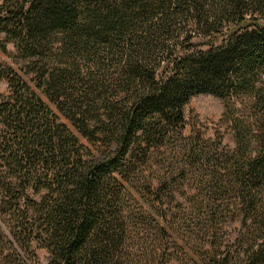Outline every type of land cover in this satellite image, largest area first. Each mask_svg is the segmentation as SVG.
<instances>
[{
	"label": "trees",
	"instance_id": "trees-1",
	"mask_svg": "<svg viewBox=\"0 0 264 264\" xmlns=\"http://www.w3.org/2000/svg\"><path fill=\"white\" fill-rule=\"evenodd\" d=\"M9 45L0 264H264V0H0Z\"/></svg>",
	"mask_w": 264,
	"mask_h": 264
},
{
	"label": "rangeland",
	"instance_id": "rangeland-1",
	"mask_svg": "<svg viewBox=\"0 0 264 264\" xmlns=\"http://www.w3.org/2000/svg\"><path fill=\"white\" fill-rule=\"evenodd\" d=\"M15 55L14 48L9 45L7 47V53L0 54V65L17 71L23 79L30 83V76H26L22 71L26 62L16 58ZM6 92L7 83L5 80H0V95ZM223 112L222 101L211 95H197L192 97L183 108L186 122L185 134L188 135L191 130L201 128L207 136H212L217 129L216 124L222 117ZM223 131L221 129V132ZM224 144L229 147L233 145L232 138L228 133L224 135ZM36 254L38 259L35 264H48V254L45 250L38 249L36 250Z\"/></svg>",
	"mask_w": 264,
	"mask_h": 264
}]
</instances>
